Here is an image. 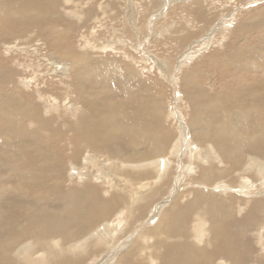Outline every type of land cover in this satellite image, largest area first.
<instances>
[{
  "label": "bare ground",
  "instance_id": "6f19581e",
  "mask_svg": "<svg viewBox=\"0 0 264 264\" xmlns=\"http://www.w3.org/2000/svg\"><path fill=\"white\" fill-rule=\"evenodd\" d=\"M73 1L0 0V29L21 30L22 44L3 50L24 53L33 27L56 50L37 43L28 54L40 58L20 69L0 62V264H264V28L250 38L236 25L232 52L190 70L188 52L176 67L152 59L180 83L185 121L175 129L133 68L92 56L99 45L104 55L125 49L121 30L107 32L116 41L98 44L99 26L85 44L69 42L75 20L91 19L87 4L61 10ZM205 1H193L194 16L207 17Z\"/></svg>",
  "mask_w": 264,
  "mask_h": 264
},
{
  "label": "rangeland",
  "instance_id": "374dc122",
  "mask_svg": "<svg viewBox=\"0 0 264 264\" xmlns=\"http://www.w3.org/2000/svg\"><path fill=\"white\" fill-rule=\"evenodd\" d=\"M169 1L165 0V2H163V0H161L160 3L155 4L154 0H74L73 2H70V4L66 6H61L60 8L65 13H70L72 9H74V7L76 5H79L78 3H80L81 6H85V4H87V6L85 7V12H90L91 19L88 22L83 23L81 21L75 20L76 26H74L75 28H73V30L76 31V33L70 35L68 38L69 42L73 44V46H76L78 43L85 44L84 36H87L88 33H90V31L92 30V28H99V26H102L101 29H104L102 32L99 33V37L97 39H100V42H98V44L105 42V39L116 41L115 39H110L108 37L110 34L107 32H111V28H115L119 31L121 30V34H118L120 36L122 35V37L125 36L126 44L128 43L125 49L120 51L121 54L119 50L114 51L113 49H111V51H113L115 54L113 52H107V54H109L104 55L100 53L99 49L102 46L99 45L95 48L97 53H93L92 56L98 58L99 60L112 62L113 66H115V69H119V71H122L125 68H133L136 72L137 79L141 80L144 84H148L146 91L153 94V99H158L162 103L166 104V127L179 129L178 125H184V123L182 122L185 121L181 110V107L185 106V104L184 102H181L183 97L179 88L180 83L175 81V74L173 73L174 71L165 72L168 78L167 80L163 79L161 77L162 73L157 67H155V63H153L152 65V59L153 62L159 61L158 64H163V66L165 67V64L168 63L169 65H173V67H176L179 64L178 59L181 56H184L185 54L188 55V53H191L192 60L190 59V61H188L189 63L187 62L188 65L186 64L185 67L182 66L184 70H190L194 64L201 61L203 56L208 57L216 50L232 52V50L229 49V42L231 41L230 37L234 33H236V25L239 26V24L245 23V27L242 28V36H247L250 38H255L258 29L261 30L264 28V0H203L206 2V5L203 6V10H207V17L205 19L201 18V16L198 15L194 16L197 12L193 7L194 0H185L183 1V3H179L180 5L178 4V2H175L172 3L170 6L168 3ZM162 2L163 4H166L165 10L162 7ZM215 3L218 7L213 8V10L210 9L213 6H207L209 4L212 5ZM100 5L108 6L107 9H104V11H106L105 14H102V11H100ZM191 6L192 8H190ZM181 7H183L182 10ZM214 9L217 13L214 12ZM128 15L132 16V19H136V22L134 24V28H136L135 30H133V27L130 24L125 26V20L128 18ZM124 26L126 27L125 30H123ZM148 27L150 28L151 32L149 31ZM188 29H191L193 31V34L191 36H185L184 34H182L183 31ZM164 30L167 32H165ZM24 31H26L25 39L26 44L29 43L27 44L29 45L28 47L31 48L34 47L37 43H40L42 44L41 48H47L50 53L53 51L56 52V50H52L53 46L51 44L50 38L47 35H44L39 28L33 27L30 29H24ZM134 31L136 35H134ZM19 32H21V30L9 31L4 28L0 29L1 63H9L16 65L17 62H19V64H22L23 62H29V60H36L37 58H40L35 53L33 55H29L28 51L30 48L27 50H20L24 53H11L3 50L1 46L3 44L19 42L20 45H22L20 41H17V38L19 37V35L17 34H19ZM215 39L217 41H215ZM207 40H209V44L206 43L208 42ZM222 45H224L225 48L222 47ZM114 46H116V44ZM195 48H197V50ZM199 49H202V51H198ZM140 58H150V64H137L136 62L137 60H141ZM163 61L166 62L164 63ZM126 64L129 66H125ZM16 66L20 69L18 65ZM14 77L16 80H20L19 75H15ZM8 88H11V86H8ZM134 89L142 88L137 86L134 87ZM123 100H125V97L119 96L116 101L119 102ZM172 114L175 115L171 118ZM161 164L165 165V163ZM171 164L172 168H174V170L171 169V176L172 178L174 176L173 180L175 182V179L179 175V170H181L179 169L180 163L176 161L175 163L171 162ZM153 181L154 179L149 181L150 183H148L153 186ZM172 188L173 185L172 187H169L170 191L164 197V199L158 202L155 207H157L159 203L164 204L165 202L170 200L169 196L172 193ZM126 189L129 188L126 187ZM155 207L152 208V212L154 211V209H156ZM252 243L253 251H259V246L255 244L253 240ZM95 259L96 258H94L93 260Z\"/></svg>",
  "mask_w": 264,
  "mask_h": 264
}]
</instances>
